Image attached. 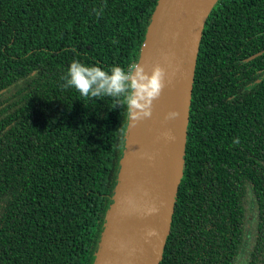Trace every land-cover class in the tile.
I'll list each match as a JSON object with an SVG mask.
<instances>
[{
  "label": "trees",
  "instance_id": "trees-1",
  "mask_svg": "<svg viewBox=\"0 0 264 264\" xmlns=\"http://www.w3.org/2000/svg\"><path fill=\"white\" fill-rule=\"evenodd\" d=\"M159 2L0 0V264H96L129 118L62 77L137 64ZM183 161L160 264H264V0L210 11Z\"/></svg>",
  "mask_w": 264,
  "mask_h": 264
},
{
  "label": "water",
  "instance_id": "water-1",
  "mask_svg": "<svg viewBox=\"0 0 264 264\" xmlns=\"http://www.w3.org/2000/svg\"><path fill=\"white\" fill-rule=\"evenodd\" d=\"M216 2H159L137 64L149 75L156 65L163 68L165 87L153 101L150 119L135 125L129 119L117 193L96 264L106 253L107 264H160L184 165L199 45ZM172 111L178 118L166 120ZM165 133L174 139H166Z\"/></svg>",
  "mask_w": 264,
  "mask_h": 264
},
{
  "label": "clouds",
  "instance_id": "clouds-1",
  "mask_svg": "<svg viewBox=\"0 0 264 264\" xmlns=\"http://www.w3.org/2000/svg\"><path fill=\"white\" fill-rule=\"evenodd\" d=\"M166 72L156 65L151 74L145 72L140 64H133L127 69L113 66L110 71L99 66H86L74 60L64 79V86L75 88L82 96L90 98L112 97L116 106L126 107L128 118L135 123L150 119L153 101L157 100L165 87ZM179 113L172 111L166 120L178 118ZM166 139H174L170 133ZM149 236L155 235L149 232Z\"/></svg>",
  "mask_w": 264,
  "mask_h": 264
},
{
  "label": "bare ground",
  "instance_id": "bare-ground-1",
  "mask_svg": "<svg viewBox=\"0 0 264 264\" xmlns=\"http://www.w3.org/2000/svg\"><path fill=\"white\" fill-rule=\"evenodd\" d=\"M108 260H109V258H108L107 253H106V254H104L103 259H102L100 264H107Z\"/></svg>",
  "mask_w": 264,
  "mask_h": 264
}]
</instances>
